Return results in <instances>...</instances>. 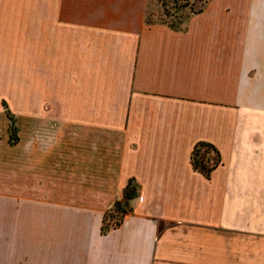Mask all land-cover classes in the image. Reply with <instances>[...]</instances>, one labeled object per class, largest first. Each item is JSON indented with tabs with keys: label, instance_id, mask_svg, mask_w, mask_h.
<instances>
[{
	"label": "crops",
	"instance_id": "1",
	"mask_svg": "<svg viewBox=\"0 0 264 264\" xmlns=\"http://www.w3.org/2000/svg\"><path fill=\"white\" fill-rule=\"evenodd\" d=\"M150 3L0 0L2 264H264V0Z\"/></svg>",
	"mask_w": 264,
	"mask_h": 264
},
{
	"label": "rangeland",
	"instance_id": "2",
	"mask_svg": "<svg viewBox=\"0 0 264 264\" xmlns=\"http://www.w3.org/2000/svg\"><path fill=\"white\" fill-rule=\"evenodd\" d=\"M205 0H151L149 5V10L147 13V20L149 21H164L170 24L176 25L183 21L186 13L191 12L201 6ZM14 124H10V139L15 140L16 131L14 129ZM203 148H199L195 153V158H200ZM214 155L213 153L206 152V155ZM209 160H206V163L212 161V157L209 156ZM204 160V161H205ZM132 187L127 190V193L130 192L131 197H134L138 193V185L131 181ZM125 197L123 192L122 200H118L115 202L111 208L107 211V215L105 218V223L107 225H113L119 221L123 213L128 209V198ZM126 200L125 204L123 200ZM0 264L1 262V255H0ZM6 264H33V262L28 263L26 261V256H20L19 260L10 261V263Z\"/></svg>",
	"mask_w": 264,
	"mask_h": 264
},
{
	"label": "trees",
	"instance_id": "3",
	"mask_svg": "<svg viewBox=\"0 0 264 264\" xmlns=\"http://www.w3.org/2000/svg\"><path fill=\"white\" fill-rule=\"evenodd\" d=\"M199 148H203L202 153L200 155V158H195V153L197 152V150H199ZM206 152L213 153L214 155H210V154L206 155ZM209 156L212 157V161L209 163H206V160H209V158H210ZM219 161H220L219 151L213 143L201 140V141H197L194 144L193 149L191 151V163H192L194 168L201 171L206 176H209L211 170L213 169V167H215L219 163ZM131 187H132L131 181H129L128 184L126 185L125 189H124V196L125 197H131L130 192L127 193V190H129V188H131ZM116 202H118V201H116ZM116 223H118V222H116ZM108 227H109V225H107L105 223V219H104L102 229L106 230Z\"/></svg>",
	"mask_w": 264,
	"mask_h": 264
}]
</instances>
